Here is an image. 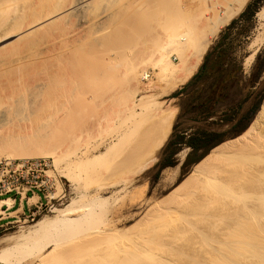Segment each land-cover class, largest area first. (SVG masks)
<instances>
[{
  "label": "rangeland",
  "instance_id": "1",
  "mask_svg": "<svg viewBox=\"0 0 264 264\" xmlns=\"http://www.w3.org/2000/svg\"><path fill=\"white\" fill-rule=\"evenodd\" d=\"M94 1H96V0H94ZM103 1H105L106 4ZM103 1L99 0L98 2H94V4L97 3V4H95V6L96 5L97 6L96 7L94 6V11L96 9L97 12H100V14H97L96 11L94 13V16L97 17L98 20L96 18H94V21L97 20L96 22H94V29L91 30V32L89 34L82 32L81 33L82 37H79L76 34V31L78 30V27H79L76 19L75 18H69V19H66L64 21L58 22V23L52 25L51 27L49 26L50 28H48L46 30L43 29L44 32H43V30H40L38 33L32 34L27 38L24 37L25 39H19V41L17 40L18 36L15 34L9 36L8 39L3 38L4 42L0 40V48L2 47V49H0V54H1L0 58L1 59L8 60L9 58H11V55L15 56V53L25 51L29 47H30L29 49H31V47H32L33 50L39 54H41L43 52V54L41 56H39L36 60H26L23 62L22 65L13 66L11 68H4V69L0 70V98L4 97L3 101L6 100L7 103L10 102L9 104L12 105V109H10L11 111L9 110L10 114H7V116H5L4 118L2 116L0 117V146L2 144L5 146V144L3 142H7V139L9 140L8 135L9 136L12 135V136H10V138H12L11 140H15V141L18 138H19L18 141H20L21 140L20 138H22L21 135L25 136V135H27V134L29 135L31 133H33L34 137L36 138L37 134L34 132L41 128L42 130L40 129V130L36 131L38 133L40 131H42V133L40 132V135L42 134L41 136L47 135L46 138L48 136H49L48 138H51L52 135H48V134L53 133V136H55V137L53 138V136H52V138H51L52 141L57 139V140H55V142L48 140V143L50 141L52 144L53 143H54V145L56 144L55 146L60 144L59 147L61 149L65 148V150L64 149L59 150V148H57V150H56V152L59 151L57 153L59 155L56 154L59 157V164L58 165H56L54 163V158H52V157H49V156H43V157L42 156H37V157L35 156L34 157V156H32L33 158H49V159H51V161L53 163V168H54L53 173L56 176V180H57V190L54 192V194H55V196L64 195L63 199L58 200V201L55 200L54 201L55 205L52 208H47V209H44L43 211H40V212L34 211L35 215H33L32 217H24L19 221V223L11 225V226L7 227L6 229L0 230V252H2L8 246V244L5 243L6 239L19 234L21 231L25 230L27 227L34 225L35 222L40 220V219H43L45 217L55 216V213L53 212L54 209H63V208H66L67 206H71V205L74 206L75 203H76L75 206L77 205L76 208L85 207V206H87L89 208L94 207V199H95L94 195H95V193L98 194V192H99V194L102 195L101 196L102 199L106 202H109L106 206L109 210L107 212L106 217L102 221H100V223H97V222L94 223L93 222V228L92 229H91L92 225L91 226L89 225L90 226L89 232H91V231L94 232V230L98 229V228L99 229H105V228L109 227V228L117 229L121 233L124 232V235L127 234V235H125V239H127L131 243L132 238H133V240H134V238H135V240H137L136 237L139 238L140 236L142 238V235H139V234H142V231H143L144 240L142 239L143 241L141 240V242H139L138 240L137 241H138V243H140L139 244L140 246H141V244H143V242L145 243L144 246L145 245H147V246L144 247L142 245L141 247L140 246L139 247L141 249L144 247L143 250H145L146 253H149V255L152 254L153 257H155L157 255V257H155V258L157 260L160 258L162 261V262H159V264L160 263L165 264L166 262H168V264H193L192 261L194 262V264H196L195 263L196 261H197V263L201 262L200 264H203V263L207 264L208 263L207 259L210 256V255H208L209 252L211 254H213L212 250L214 251V249L211 247L212 245H210V247H209L210 249L206 246V245L209 246V244H206L207 238L214 233L215 234L210 236V237H213V236L217 237L219 235H220V237H222V236H224V234L227 233V231L224 230V226H226L225 225L226 221L224 222V224H223V222H221V226L223 225L222 226L223 229H222V227L219 226L220 225V222L218 220V219H220L219 217H221V214H222L221 218L224 220V216H223L224 214L226 215V214L232 212V209L235 210L236 208H241L242 206L245 205V203L243 202V204H241L242 203L241 201L238 202L239 200L237 201L236 199H240V198H237V196L236 197L233 196V198H235L234 200L236 201L235 204L233 202H231L230 199L233 200V198L231 196H230L231 197L230 199H229V197L227 198V200L229 201V204L227 203L228 205H225V202H220V203H224V204H220V205H218L219 204L218 202H215L213 204V206H215V204L217 203L215 207H213V208L208 207V209H207V212H209V214L212 213L211 217L208 214V217H209L208 218L207 216H205L207 214V212H205L206 213L205 215L203 214L204 213L203 211H205V210H203L204 207L202 208V211H201V208H198V209L195 208V207H199V206L201 207L203 205L205 206L207 204L206 202L205 203H202V202L199 203L200 200L198 198L206 195V193H208V194L210 193L209 190H205L208 185L207 186L204 185V187L206 186V188L204 189V187H203L202 188L203 191H201L199 193L198 192L196 193L195 190L191 191L192 189L195 188L194 187L195 182L189 183L188 186L186 185L187 187H183L181 189L180 188L178 189V184L192 172L193 167L197 164L196 163V164L191 165V166L185 165L186 158H187L189 152L191 151V149L187 146L181 147L178 154L175 157V165L163 169L161 171L160 176L158 177V172L160 169V161H161L162 155L164 154V150L167 147V145L171 139V135L174 132L175 125H177V129H176L175 134H180L184 128H190V132H195L198 129H210V130L222 133L226 137L225 141H228L230 139L237 137V136H233V134H235V132L239 129V127L242 126L241 124H243V125L247 124V128L250 126V124L252 123L253 119L255 118L257 112L259 111V109H260V107L264 101V27L260 26L259 21H258V17L256 14L254 19H252V20H249V21L241 20V21H239L238 24L234 27V29H232L229 32V35L226 38V46L230 47L232 56L235 59L242 62L243 68H244V73H243V76H242L240 82L238 83V85L235 86L231 90L229 100L227 102L223 103L222 105H220L216 109V116L215 117H213L209 121H205V120H202L201 117L195 118V116L189 112H185L184 114H182L180 116L182 103L185 102L187 104L192 98H194L195 100H199L200 98L207 96V93H205L206 92L205 88L200 87V86L198 87L197 84L192 85L190 88H188L185 91H181L178 96H175L174 94L177 91H180L185 84L180 85L176 90H174L170 94L161 97L160 100L171 101L173 105H176L178 107V114H177L173 129L171 131V134L169 136V139L167 140L165 146L161 150V153L158 157V160L153 164V166L150 169L134 176L129 182H127L125 184H121V183H116V182L120 181L121 178H123L122 175H125L124 173H125L126 169H125V166H123L125 164L122 163L123 165H121V162L119 163L120 165L116 164V162L101 164L102 162H99V163L94 165V156L97 154H100L101 152H103L105 150H107V148L113 142V139L117 138L119 133H121L123 128L128 123L127 113L124 111V108L121 107L123 105L122 104L123 100L120 99L121 94L120 95L117 94L116 98L114 97V98H112V100L109 99L108 97L113 94L112 92H114V91L121 92V90H124V88L126 87V85H125L126 81H125V83H123L124 82L123 79L126 77V73H124L125 72L124 69L126 68V72L128 71L127 67L130 68V66H131L130 63L134 62V61H132V60H134V58H132V57H134V55H137L135 60L136 59L140 60V61L142 60L141 62H144V64L147 65L145 67V70H146L147 74L149 75L148 78L143 80L142 85L140 86L139 93H138L139 96L143 97V96H148V95L155 94V93L159 92V90L164 86V82L162 81L161 70L159 69V67H156L157 65H155V63L158 62L157 56L148 57V55L150 54V51H149V53H147L148 52L147 47L158 46L157 44H155V42L150 43V41L152 40L151 37L155 38L156 33H158V32H159L158 34L160 35L161 29H162V33H163V31L169 30V29H167L166 25H168V28H171L173 26V23L175 24L176 21L179 22L180 27L182 26L181 24H184L181 27L182 29L177 27L178 22L175 24V25H177L175 27H177L178 29H181V30H187L188 27L190 29V26L193 24L194 21H195V23H194L195 26L197 24L196 22H199L198 24H201L200 22L203 20V18L205 19L204 15L207 13V11L209 12V10H210L209 7L212 8V10L214 9L213 3H215L216 0H213V1L210 0L212 3H210L209 0H206L207 2L205 0H180L184 5L183 7L180 6L182 9H180V8L177 9V7H178L177 4H175V5L172 4V6H171L170 4L174 3L173 0H170V1L161 0L163 2V4L161 3L160 0H146V1L139 0V1H142L141 2L142 4L140 2H138V0H134L133 3H132V0H103ZM125 1H127V2H125ZM158 1H160V3L163 6H165V8H169L170 6H171V8H173L174 6L175 7L172 10L168 9V11H167V9H165V11H164L165 13H164V12H162V10H164V7L162 5H161L162 7H160V4ZM165 1H166V3H168V5H170L169 7H167L166 4H164ZM251 1L252 0H249L247 5ZM128 2L131 4H129ZM175 2H176V0H175ZM204 2H206V3H204ZM102 3H103V5H102L103 7L101 6ZM135 3H137L138 5ZM150 4L153 6H151ZM211 4H212V6H211ZM23 5L21 2V5H20V7L22 6L21 10L18 7L19 8L18 11L21 12L23 9L22 14L26 18V19L24 18L25 22H26L27 20H29L30 18L33 17V16L31 17L32 10L38 6V3H37V0H33V1L30 0L28 3H26L25 6H23ZM122 5L125 6L126 8H130V6L132 5L133 8L131 7V9H129L130 11L128 12V11H125L128 9H125V7H123ZM128 5H130V6H128ZM157 5H159V6H157ZM106 6H107V8H106ZM206 6H208V7H206ZM246 6H245V8H246ZM263 6H264V1L260 4L258 11ZM27 7H28V9H27ZM111 7L113 10L111 9ZM146 7H148V9ZM1 8L3 9V6L0 5V11L2 12ZM101 8H102V10H101ZM104 8H106V10H108V11H104ZM157 8H159L160 10L162 8L163 9L161 11H159V9H157ZM245 8H244V10H245ZM24 9H25V11H24ZM99 9L101 11H99ZM120 9H121V11H123L122 13L120 12ZM179 9L181 11L183 10V12H185L186 14L188 13L186 15V17H188V15H190V14L193 16V19H192V17L190 19L188 18L189 20L186 18L188 21L194 20L193 22L190 21V25H189L188 21H187V23L185 22L186 24L182 21V19L184 17L182 19H180L179 15H177L178 18L181 20V22L179 21L177 16H176V18L174 17L173 14L176 15V12L179 11ZM212 10H210V12H215V10L217 11V8L215 7V10H213V11ZM18 11L17 12H16V10L9 11V13L3 12L4 13V15H3L4 19H5V14L7 13L6 14L7 19L5 20V23H4V19L1 20L2 18H0V21H2L4 23V25L0 28L1 29L0 33L2 32L1 34H3V32L5 31L4 28H6L7 25L10 24V22H13L12 20L17 15L19 16L21 14V13L18 14ZM102 11H103V13H102ZM142 11H143L144 15H143ZM200 11H201V13H198ZM106 12H108V14ZM3 13L0 14L1 17H2ZM117 13H118V15H117ZM102 14L105 15V17H106L105 19H104V16H102L103 18L98 16V15H102ZM114 14H116V15L114 16ZM169 14H170V18H171V16H173L175 19H178V20H175V22L171 21L172 18H171V20H169V18L166 16V15L169 16ZM180 14H184V13H180ZM200 14H201V16H200ZM239 15H237L235 18H237ZM156 16L158 19L156 20V24H153V23H155ZM99 17L101 18V20ZM149 18L151 19V21ZM152 18H154V19H152ZM102 20H104V21H102ZM20 21L23 22L24 20H20ZM98 21H100V22H98ZM187 24H188V27H187ZM202 24H203V21H202ZM185 25H186V27H184ZM193 25H192V27L195 28V26H193ZM228 25H226L220 31V33L216 36L217 38L216 37L214 38L212 44H214L220 38V36L225 33V30H226ZM158 26L161 27V29ZM164 26H165V28H164ZM152 27H154V28L152 29ZM183 28H185V29H183ZM174 29L176 30V28H174ZM150 30H151V34L153 33L152 31H154L155 34L151 35L149 32ZM80 31H81V29H80ZM5 33H6V31H5ZM136 33L139 37L136 36ZM158 34H157V36H159ZM140 37H142V38L140 39ZM76 39L78 41H76ZM68 40H71L70 43H73V44L76 43L74 46H94L93 52H91V49L88 51L85 48L88 52V54L86 55V58L87 57L88 58L86 61H82L83 64H87L88 62H90L94 58V100L92 99L93 102L91 101L92 102L91 104H90V101H87V102H89V104L87 102H84V99L82 97V95L84 93L83 92L81 94L80 98H78L79 97V95H78V97H77L78 100L76 99L74 101V104H72V103L69 104V102L67 103L66 101H64L65 103L63 105L59 101L60 102L59 105L61 107L65 108V110L67 111V114H70V116H68L67 114L64 115L65 117L62 119V121H60V123L58 122L56 124L57 121H55L54 123L52 121H50L51 120V118H50L51 113L50 112L53 110L52 109L53 103L50 102L51 103V105H50L48 103V101H46V100H48V98H47L48 96L46 94L47 91L44 92L43 89L39 90V89L33 87V85L35 84V83L33 84V82H34V78L36 80V78L38 79L39 77L40 78L46 77L45 73H47L46 72L47 69L44 70L45 69L46 56L44 55V52L46 51L47 46H64L63 44L66 43ZM143 40H144V43H141V42H143ZM11 42H12V44H11ZM8 43H10V44H8ZM5 44H6V47H5ZM3 45H4V48H3ZM12 46H13V48H12ZM41 46H43V48H41ZM134 46H137L138 48L134 47ZM135 48H137V49H135ZM146 48H147V50H146ZM129 49H134V51H136V52L138 51L139 53H140V51H144V52H143V54H142V52H141V54H139V53H136L133 51L135 53V54H133L132 50H129ZM138 49H140V51ZM13 50L15 53L13 52ZM125 50H126V52H125ZM169 51H170L169 54L173 53V52H171V50H169ZM124 52L127 53V57H126V54L124 55ZM128 52H129V55H128ZM5 54H6V56H5ZM138 54L143 55V56L145 55L148 58H146L145 56H144V58H143V56L142 57L140 56L141 57V59H140ZM253 54H255V55L251 59V56ZM93 55H94V57H93ZM8 56H10V57H8ZM257 56L259 57V61L257 62V66H256L255 70L252 71V67L255 63ZM125 57L128 59H132V60L131 61L127 60ZM6 58H8V59H6ZM13 58H15V57H13ZM156 58H157V60H156ZM169 58L171 60L173 59L172 61L175 63L178 62V59H177V57H175L174 54H171V56H169ZM1 59H0V61H4ZM137 60L135 62L141 63L140 61H137ZM135 62H134V64H135ZM126 63H128L130 66ZM141 66L142 67L144 66L143 63H141ZM123 73H124L125 77H123ZM17 75H19L20 77L22 75L20 80L24 81L23 82L24 84L22 83L21 85H25V87L28 85L29 87L27 86L28 88L24 89V90H27L28 93L24 91V92H22V94H24V95L19 94L18 96H16V97L20 96L19 98L21 99V97H22V99L19 100V98H17V102H15V101H11L12 99L7 100L6 95L8 94L9 91L2 90V86L4 84H6V82L8 81L9 78L19 77ZM26 78H28L29 80L28 79L26 80ZM125 80H126V78H125ZM26 83H27V85H26ZM4 87H5V85H4ZM33 88H35V89H33ZM29 90L30 91L32 90L31 93ZM3 91L7 92V93H3ZM39 91H41V92H39ZM26 93L28 94V96H25ZM110 93H112V94H110ZM114 93H116V92H114ZM38 94L40 96H38ZM89 94L91 96L92 93H89ZM45 98H47V99H45ZM106 100H108V102ZM18 101H20V102H18ZM0 102H2V101H0ZM12 102L14 103V105ZM15 103H18V104L15 105ZM20 103L22 105H20ZM48 107H50L49 110H48ZM10 108H11V106H10ZM81 108H82V110H81ZM93 108H94V110H93ZM78 111H80V112H78ZM48 112L50 113V115ZM78 113H80L82 116L84 114L85 115H84V117H81V119H80V114H78ZM92 113H93V116H92ZM86 114L89 117L94 119V127L91 126V127L87 128L86 120L89 117L87 116L88 118H86ZM8 115H9V117H8ZM48 116H49V118H48ZM75 118H77V119H75ZM226 120H229V121L232 120V122L228 123V124H224V121H226ZM79 121H81V123H79ZM82 123H84V124H82ZM71 132L73 135L71 134ZM33 134H31L32 138H34ZM28 135H27L26 139L29 138ZM60 137H62V138H60ZM3 138L6 141L3 140ZM13 138H16V139H13ZM23 138H25V137H23ZM42 138L44 139V137H42ZM46 138H45V140H46ZM71 139H73V140H71ZM45 140H43V141H45ZM37 141L39 142L40 140L39 139L36 140V143H37ZM65 145L67 148L65 147ZM30 146H33V147L30 148ZM34 146H35V144L33 145L32 143H30L28 145V147L32 150H35ZM174 146H173V148H174ZM8 148H3V146L0 147V151H1L0 157L1 158H3V157L7 158L9 154H12V156L16 155V157L15 156L14 157L18 158V159H19V155L22 156L21 154H19L20 151L19 152L16 150L14 151V147H11L9 149ZM30 149H29V151H30ZM65 151H66V153H65ZM24 152H28V151L25 150ZM31 152L35 153L34 151H31ZM181 152H185V157L183 159H181V157H180ZM16 153H18L19 155ZM119 153H121V149H116L113 152V154L115 156H117ZM169 153H170V151H167L166 154H169ZM9 156H11V155H9ZM28 158H30V157H28ZM20 159H22V158L20 157ZM81 162H82V164H81ZM79 164H81V165H79ZM83 168L85 169V172H84ZM71 169H73V170H71ZM66 173L69 175L68 178L64 177V175ZM198 176H196V177H198ZM248 176L250 177V175H248ZM248 176L246 178H249ZM244 177H242V178L240 177V179L238 178L239 180L238 179L233 180L232 183H234V185H232V187L236 186L235 181H237V182L239 181L238 182L239 184L242 181L243 182L245 181V183L247 184V182L245 180L246 178H244ZM242 179H244V180H242ZM196 180H197V178H196ZM240 180H241V182H240ZM101 182L104 183L106 186L111 184V183L112 184L114 183V185L109 186L107 188L100 189L98 185ZM243 182L240 184V187L242 186L247 191L253 189L252 186L248 187V189H247L246 185ZM239 184L236 186V188L234 187V189L231 187L233 192H235L234 190H236L238 193L242 192L243 188H239ZM242 184H244V186ZM210 186H212V185H210ZM240 189H241V191H238ZM245 189H244V191H245ZM210 190H212L211 187H210ZM189 191H191L192 193H195V196H194V194H192L193 200H192V198H190V200L193 203H191L190 200H188L187 203L183 202L184 204L181 202H177V203L174 202V200L179 199V197L183 196V194H185ZM214 191H211V192L214 193L213 195L215 196V198H217V199H218V197L220 198V196L215 195L216 193ZM233 192H232V195H233ZM194 198H195L196 202L194 201ZM197 200H199V201L197 202ZM251 200L249 199V201H248V199H247L246 205L251 206V205L255 204L256 205L255 208L261 214L263 213V215H264V212H263L264 211V206H263L264 202H261L259 200L260 202H258L259 203L258 204L255 200H253L254 203L250 202ZM230 202H231V206H230ZM261 203H263V205H261ZM156 204H157V206H156ZM177 204H178V206L176 207ZM179 204H182V207H179V206H181ZM199 204H201V205H199ZM232 204H233V206H232ZM197 205H199V206H197ZM223 205H225V206H223ZM255 205H253V206H255ZM192 206H195V207H192ZM227 206H230L231 208L228 209ZM234 206H237V207H234ZM168 207H169V209H168ZM225 207H227V208L225 209ZM160 208H162L163 210L165 209V211L167 209H168V211L170 209H172V211H170L171 213H168V211H167L168 215L166 214L164 216V218L170 217L171 219L170 218L169 219L163 218V220H165L166 222L169 221L171 223L168 222V224H167V223H165V221L161 220L162 222L158 221L159 224L156 222L154 224V226L153 225L150 226L149 223H150V220H152L151 216H153L154 210H155L154 215H156L158 212L163 211ZM173 208L175 210V213L173 211ZM210 208H211V210H210ZM196 209H197V212H196ZM212 209H214V210H212ZM158 210H160V211H158ZM198 211L199 212L201 211V212L199 213ZM210 211H213L215 215H213V212H210ZM216 211H217V214H216ZM220 212H221V214H220ZM235 212L236 211H234V213ZM199 215L203 216L204 218L202 219V217H200ZM230 215L233 216L234 214H230ZM230 215H227L229 217V219H230ZM215 216L216 217L218 216L217 219L214 218ZM184 217H185V219H184ZM199 217L203 221L205 219L204 224H202L203 221L201 223V220H199ZM206 217H207V219H206ZM252 217H254L256 219L255 220L254 218H252L254 221L253 222L251 220L252 224L255 223V225H256L257 223H259V221H262L261 224L264 225V223H263L264 219L259 220L261 218L257 217V218H259L257 221V218L255 217V215H253ZM148 218H150V220H148ZM177 218H178V220H177ZM210 218H211V220H210ZM213 218L215 220H213ZM229 219L225 218V220H229ZM196 220L198 222V226H200V224H201L199 229H198V226L196 228L193 225V224L197 225ZM147 221H148V223H147ZM190 221H191V223H190ZM206 221H207V223H206ZM227 223L230 224V221H227ZM172 224H173V226H172ZM186 224H188V225H186ZM189 224H191L192 226L191 225L189 226ZM208 224H209V226H208ZM214 224H215V226H214ZM259 225L260 224H258L256 226H259ZM148 226L151 229L153 228L154 231H153V229L152 230L149 229ZM186 226L187 227L189 226L188 228H191V230H189ZM211 226L212 227L214 226V228H212ZM253 226H254V224H253ZM260 226L257 228H260ZM183 227H185V228L183 229ZM192 227H193V229H192ZM209 227L211 230L209 229ZM158 228H159V230H158ZM195 228L198 231H196ZM202 228H203V230L201 232L200 229H202ZM215 229H216V231H215ZM172 230H173V232H172ZM185 230H187V232ZM220 230H222V231H220ZM199 231H200V233H199ZM260 231L262 232V228H260ZM179 232H182V233H179ZM218 232H219V234H217ZM262 233H263L262 235L264 236V231ZM154 234H156V236L158 234V236L156 237ZM180 234H182V235H180ZM199 234H201L202 237ZM138 235H139V237H138ZM178 235H180L181 237ZM164 236H165V238H164ZM174 237H176L175 239H178L180 237L179 240H177L178 244L176 243V240L174 239ZM146 238L148 241L149 240H151V241L145 242ZM181 238H184V240H181ZM202 238L203 239L205 238L204 240L206 242L203 241ZM157 240H158V242H157ZM189 240H190V242H189ZM200 240H202V241L200 242ZM101 242H102V240H101ZM162 242H163V245H161ZM196 243H198V244L196 245ZM199 243H201V244L204 243L202 245L203 247H201V245ZM132 244H134V241ZM97 245L100 247L99 248L96 246L97 248H99V250L102 249L103 244L101 245V243L100 244L98 243ZM108 245H110V243H106V246H108ZM152 245H153V247H152ZM199 246H200V248H199ZM94 247H95V245H94ZM155 247H157V248H155ZM159 247L162 249H160ZM97 248L94 250H98ZM153 248L155 249V253H154ZM149 250H150V252H147ZM162 251H164V252L162 253ZM193 251H194V253H193ZM94 252H96V251H94ZM205 252H207L206 253L207 256H206ZM184 255H186V256H184ZM177 257H178V259H177ZM160 259H159V261H160ZM180 259H181V261H179ZM174 262H177V263H174ZM0 264H2V263L0 262ZM156 264H157V262H156Z\"/></svg>",
  "mask_w": 264,
  "mask_h": 264
},
{
  "label": "bare ground",
  "instance_id": "2",
  "mask_svg": "<svg viewBox=\"0 0 264 264\" xmlns=\"http://www.w3.org/2000/svg\"><path fill=\"white\" fill-rule=\"evenodd\" d=\"M29 1L30 0H0V5L3 6V9L1 8L2 12L0 11V14L3 12L9 13V11H14V10H16V12H17L19 10V8L21 10V7H22V6L20 7L21 2H22V5L25 3L23 5V6H25L26 3H28ZM31 1H33V0H31ZM98 1L97 0L96 1H94V0H37L38 6L32 10L31 17L32 16L33 17L30 18L29 20H27L28 22L26 21L27 22L26 23L25 22L26 18L22 14L23 9L21 12L18 11V14L19 13H21V14L19 16L17 15L18 17L16 16L17 18L15 17L14 18L15 20L13 19L12 20L13 22H10V24H8L6 28H4L6 33L4 30H3L4 31L3 34H1L2 32L0 33L1 34L0 40L3 41V38L8 39L9 36L15 34L18 36L17 40L19 41V39H25L32 34L38 33L40 30H43V29L46 30V29L50 28L52 25H54L58 22L64 21L66 19H69V18H75L76 19L78 26H79L78 30L76 29L77 30L76 34L79 37H82V35H81L82 32L89 34L91 32V30L94 29V22H96L98 20L97 17L94 16V13L96 11V9L94 11V6H95V4H97V3L94 4V2H98ZM101 1H103V0H101ZM133 1L134 0H132V3H133ZM142 1L138 0V2H140V3ZM144 1H146V0H144ZM160 1H158V2L160 4V7H162L163 2L161 1V3H162L161 4ZM166 1H170V0H166ZM166 1L164 2V4H166L167 7H169L170 5L172 6V4H174V5L177 4V6H178L177 9L178 8L182 9L181 7L184 6L180 0H176V2H175V0H173L174 3H171V4L169 3L170 5H168V3H166ZM103 2L105 3V1H103ZM125 2H127V1H125ZM206 2H204V3H206ZM248 2H249V0H218V1L216 0L215 3H213V8H214L213 10H215V7H216L217 11L215 10V12H210V10H212V8L209 7L210 13L207 11V13L204 15L205 19L203 18V20H202L203 24H202V21L200 22L201 24H198L199 22H196L197 24L195 26V24H194L195 21L193 20L194 21L193 22L192 20H190L193 22L194 25L193 24L192 25L195 26L196 29L193 28L192 25L190 26V29H189L188 24H187V27H188L187 30H181L182 29L181 27L184 24L180 23L182 25L180 27L179 22L178 21L175 22V20H178L179 18L182 19L183 17H184L183 18L184 20L182 19V21L184 23L185 22L187 23V21L191 17L193 19V16L191 14L188 15V17H186V15L188 13L186 14L185 12H183V10L181 11L179 9L180 12L175 11L176 15L173 14L175 18L177 15H179V18L177 16L178 19H175L173 16H171V18H172V20H171L170 14H169V16L166 15L169 18V20L175 22V24L178 22V26L173 23V26L171 28H168V25H166L167 29H169V30L163 31V33H162L161 27L158 26L161 29L160 30L161 34L159 35L158 34L159 32L156 33V36L154 35L155 38L151 37L152 40L150 41V43L155 42V44H157L158 46H150V47L146 46L148 48V50L146 48V50L148 51L147 53H149V51H150V54L148 55V57L157 56L158 62L156 61L157 63H155V65H157L156 67H159V69L161 70V77H162V81L164 82V86L159 90V92H157L155 94H151V95L143 96V97L139 96L138 93H139V89H140V86L142 85L143 80L149 77V75L147 74V72L145 70V67L147 65L144 64V62H141L142 60L140 61V60L136 59L137 61H140L141 63H143V65H144L143 67L141 66V63L135 62L136 61L135 58L137 57V55H134V57H132V58H134V60L126 58L127 53H125L126 52V50H125V52H124V55L126 54L125 58L127 60L134 61L135 64H134V62H131L130 63L131 66H130L128 63H126L130 66V68L127 67L128 68L127 72H126V68L124 69V71H125L124 73H126V77L123 73V77L126 78V80H125V78L123 79V81H124L123 83H125V81H126V83H125L126 87L124 88V90H121V92L114 91L116 93L112 92L113 94L110 93L112 95L109 94L110 96L108 95L109 97L108 96L107 97L112 100V98H114V97L116 98L117 94H119V95L121 94L120 99L123 100V103H122L123 105L121 107H123L124 111L127 113L128 123L123 128L121 133H119L117 138L113 139V142L110 144V146L107 148V150H105V151L101 152L100 154H97L94 156V165L99 163V162H102L101 164L114 163V162H116V164H118V165H120L119 164L120 162H121V165L125 164V165H123V166H125V169H126V171L124 173L125 175H122L123 178H121L120 181L116 182V183H121V184H125V183L129 182L134 176L150 169L153 166V164L158 160V157L161 153V150L163 149L167 140L169 139V136L171 134V131L173 129V126H174V123H175V120H176V117L178 114V107L176 105H173L171 101L160 100L161 97L170 94L171 92L176 90L180 85L186 84L194 76V74H196V72L199 69L200 65L202 64L204 56H205L206 52L208 51L210 45L212 44L214 38L220 33V31L226 25H228L237 15H239L244 10V8ZM137 3H135V4H137ZM210 3H212V2L210 1ZM129 4H131V3H129ZM102 5H103V3L101 4V6ZM128 6H130V5H128ZM151 6H153V5H151ZM157 6H159V5H157ZM171 6L169 8H165V6H163L164 10H162L163 9L162 8L161 9L162 12H164L165 9H167V11H168V9H171V10L174 9L175 6L173 8H171ZM211 6H212V4H211ZM123 7H125V6H123ZM131 7L133 8L132 5L130 6V8L125 7V9H128L125 11L129 12L130 11L129 9H131ZM206 7H208V6H206ZM106 8H107V6H106ZM106 8H104V11H108V10H106ZM146 8L148 9V7H146ZM27 9H28V7H27ZM111 9H112V7H111ZM157 9H159V8H157ZM101 10H102V8H101ZM101 10L99 9V11H101ZM161 10L159 9V11H161ZM24 11H25V9H24ZM120 12L122 13L123 11H121V9H120ZM102 13H103V11H102ZM106 13L108 14V12H106ZM142 13H143V11H142ZM180 13H184V14H180ZM198 13H201V11ZM6 14H5V19L3 16L4 13L2 14V17L0 15V18H2L1 20L4 19V23H5V20L7 19ZM97 14H100V12H97ZM115 15L116 14H114V16ZM117 15H118V13H117ZM143 15H144V13H143ZM98 16H100L101 18H103L102 16H104V19L106 18L105 15H103V14L98 15ZM157 16L155 19V23H153V24H156V20L158 19ZM200 16H201V14H200ZM257 17H258V21H259L260 26L264 27V6L262 8H260V10L257 12ZM94 18H96L97 20L94 21ZM101 18H100V20H101ZM186 18L187 19L189 18V19L187 20ZM152 19H154V18H152ZM180 19H179V21L181 22ZM20 20H24V21L22 22ZM102 21H104V20H102ZM150 21H151V19H150ZM190 21H188L189 25H190ZM98 22H100V21H98ZM4 23L2 21H0V28L4 25ZM175 26H177L181 29H178ZM184 27H186V25ZM153 28L154 27H152V29ZM164 28H165V26H164ZM172 28L173 29L176 28V30L175 29L173 30ZM80 29H81V31H80ZM183 29H185V28H183ZM151 30L149 31L150 34H151ZM43 32H44V30H43ZM152 32H153L152 34H155L154 31H152ZM157 34L159 36H157ZM136 36H138L137 33H136ZM141 38L142 37H140V39ZM70 41L71 40H68L66 43H64L63 44L64 46H47L46 51L44 52V55L46 56L45 69H44V70L47 69V71H46L47 73H45L46 77L45 78L39 77L38 79L36 78V80L34 78V82H33V84L35 83L33 85V87H35L39 90L43 89L44 92L47 91L46 94L48 96L47 97L48 100H46V101H48V103L50 105H51L50 102H52L54 105V106L52 105L53 110L51 109L52 110L50 112L51 115L48 112L50 115V118H51V120L50 119L49 120L52 121L53 123L55 121H57L56 124L58 122L60 123V121H62V119L65 117L64 115L67 114V111L65 110V108H63L59 105L60 102L63 105L65 103L64 101H66L67 103L69 102V104L70 103L74 104V101L76 99L78 100V98H80V96L83 92L84 93H83L82 97L84 99V102L90 101V104H91L93 102L92 99L94 100V58L90 62H88L87 64H83V62H82V61H86L88 58V57L86 58V55L88 54L87 50L89 51L91 49V52H93L94 46H74L76 43L73 44V43H70ZM76 41H78V40L76 39ZM141 43H144V40ZM8 44H10V43H8ZM11 44H12V42H11ZM5 47H6V44H5ZM134 47H137V46H134ZM3 48H4V45H3ZM12 48H13V46H12ZM29 48L26 50L24 49L25 51H21L22 53L21 52L15 53L13 50V52L15 53V56L11 55V58H9V59L6 58L8 60L0 58L1 60H4V61H0V70H2L4 68H11L13 66L22 65L23 62L26 60H36L39 56H41L43 54V52L41 54L35 52L32 47H31V49H29ZM41 48H43V46H41ZM137 48H135V49H137ZM0 49H2V47ZM168 49L171 50V52H173L171 54H174L175 57H177V59H178L177 63L173 62L172 61L173 59L171 60L169 58V56H171V54H169L170 51ZM129 50H132V52L134 51V49H129ZM138 50L140 51V49H138ZM134 52H136V51H134ZM134 52H133V54H135ZM141 52L143 54L144 51H140V53L137 51L136 53L141 54ZM128 55H129V52H128ZM254 55L255 54H253L251 56V59L254 57ZM5 56H6V54H5ZM140 56L142 57L143 55H139V57ZM144 56H143V58H144ZM8 57H10V56H8ZM13 57H15V58H13ZM93 57H94V55H93ZM141 57H140V59H141ZM145 57L148 58L147 56H145ZM157 58H156V60H157ZM17 76H19V75H17ZM21 77H22V75H21ZM21 77L19 76L16 78H13V77L9 78L8 81L6 82V84H4L5 87H4V85L2 86V90L9 91L8 94L6 95L7 100L12 99L11 101L17 102V98H19L20 96L19 97H16V96H18L19 94H22V92H24V91L28 93V91L24 90V89H27L29 86L27 85V83H26V85L28 87L27 86L25 87V85H21L24 82V81L20 80ZM28 78H26V80ZM35 88H33V89H35ZM4 91H3V93H7ZM31 91H30V93H31ZM39 92H41V91H39ZM89 93H92L91 96ZM26 94H25V96H28V94L27 95ZM22 95H24V94H22ZM78 95H79V97H78ZM38 96H40V95L38 94ZM3 98L2 97L0 98V101H2V102H0V117L2 116L4 118L5 116H7V114H10V111H11L10 109H12V105L9 104L10 102L7 103L6 100L3 101ZM47 98H45V99H47ZM21 99H22V97H21ZM21 99L19 98V100H21ZM106 101L108 102V100H106ZM18 102H20V101H18ZM87 103L89 104V102H87ZM16 104H18V103H15V105ZM13 105H14V103H13ZM20 105H22V104L20 103ZM10 106H11V108H10ZM50 107H48V110ZM81 110H82V108H81ZM93 110H94V108H93ZM78 112H80V111H78ZM93 113H92V116H93ZM78 114H80V113H78ZM87 114H86V118L89 117L88 116L89 114L88 115ZM67 115L70 116V114H67ZM84 115L82 116L80 114V119H81V117H84ZM8 117H9V115H8ZM48 118H49V116H48ZM77 118H75V119H77ZM86 122H87V128L91 127V126L94 127V119L93 118L89 117L86 120ZM79 123H81V121H79ZM82 124H84V123H82ZM40 129H38V130H40ZM38 130H36V131H38ZM36 131L34 133L37 134V135L35 134L37 136L36 137L37 139L34 137V134L31 133V134H33L34 138L31 137V134H29V135L27 134L29 136V138H27V139H26L27 135H25V136L21 135L22 138H20L21 139L20 141H18L19 136L17 137L18 139L15 141V140H11L12 138H10V136H12V135L9 136L7 134L9 140L7 139V142H3L6 147L2 143H1L2 145L0 147H2V146H3V148H8L9 146H10L9 148L14 147V151L15 150L18 152L20 151L19 154L22 155V156H20L18 153H16L19 155V159H20V157L22 159H28V157L31 158L32 156H34V157L35 156L36 157L37 156H42V157L43 156H49V157L54 158V163L56 165H58L59 164V157L57 155H59V154H57V153L59 151L56 152V150H57V148H59V150L61 149L59 147L60 144L57 145L58 146L57 147V146H55L56 144L54 145V143L52 144L50 141L48 143V140L52 141L51 138L53 136V133L48 134V135H52V136H51V138H48L49 137L48 136L47 137L48 139H47L46 138L47 135L46 136H41L42 134L40 135V132L42 133V131H40L39 133ZM71 134H72V132H71ZM23 137H25V138H23ZM40 137L41 138L44 137V139L43 138L41 139ZM54 137L55 136H53V138ZM45 138H46V140H45ZM60 138H62V137H60ZM13 139H16V138H13ZM35 139L36 140L39 139L40 141L39 142L37 141V143H36ZM73 139H71V140H73ZM3 140H5V139L3 138ZM43 140H45V141H43ZM55 140H57V139H55ZM55 140L52 142H55ZM30 143H32L33 145L35 144V146H34L35 150L30 149L33 146H30V148L28 147V145ZM65 147H66V145H65ZM28 148L30 149V151ZM62 149L65 150V148H62ZM116 149H121V153H119L117 156H115L113 154V152ZM25 150L28 152H24ZM31 151H34L35 153H33ZM65 153H66V151H65ZM9 155H11V156H9ZM9 155H8V157L6 156L7 158L3 157L4 159L0 157V160H17L18 159V158H15L16 155H14L15 157L12 156V154H9ZM180 157H181V159H183L185 157V152H181ZM82 162H81V164H82ZM81 164H79V165H81ZM73 169H71V170H73ZM84 172H85V169H84ZM248 175H250V177ZM196 176H198V177H196ZM247 176L250 179L246 178ZM64 177L68 178L69 175L66 173L64 175ZM240 177L246 178L245 180H246L248 185L245 183V181L244 182L242 181V182L246 185L247 189H248V187L252 186L254 190L252 189V190L247 191L242 186L240 187V184L242 183L240 180L241 183L239 184L238 183L239 181L238 182L235 181V183H236L235 185L237 186L239 184V188H243L242 192L238 193L236 190H234L236 193L233 192L231 187H232V185H234V183H232V182H233V180H237L238 178L240 179ZM196 178H197V180H196ZM242 180H244V179H242ZM189 183H194L195 188L193 187L194 189H192L191 191L195 190L196 193L203 191L202 188L204 187V185H206V186L208 185L207 186L208 189L206 188V186L204 187V189L206 188L205 190H209L212 195L210 193L209 194L206 193V195L198 198L200 201L197 200V202L199 201V203L200 202H202V203L206 202L207 203L205 205L206 207L204 205L200 207L199 205H201L202 203L197 205L199 207L192 206V207H195L197 209L201 208V211H202V208L204 207L203 210H205V211H203L204 213L202 212L204 215L206 214L205 212H207L208 207L213 208L216 206L217 203L215 204V206H213V204L215 202H218L219 203L218 205L224 204V203H220V202H225V205H228L229 204V201L227 200L228 197L230 199L231 197L233 198V196L234 197L237 196V198H240V199H236L237 201L239 200L238 202L241 201L242 202L241 204H243V202L245 203V205L242 206L241 208H236L235 210L232 209V212H230L231 211L230 210L229 211L230 213H228L226 215L224 214L223 215L224 220L221 218L222 214L220 212L221 217H219L220 219H218L220 222L219 226H221V222H223V224H224V222L226 221L225 222L226 226H224V230L227 231V233L224 234V236H222L223 238L220 237V235L219 236L216 235L218 238L215 236L210 237V236L214 235L215 233L212 235L209 234L210 236L208 237L204 233L208 237V238L206 237L207 238L206 244H209V246L206 244L205 245L208 248L210 247V245H212L211 247L214 249V251L212 250L213 254H211L210 252L208 254L210 256L207 259V261H208L207 264H264V236L262 235L263 234L262 232L264 231V228H263L264 225L261 224L262 221H259V223L256 224V225L260 224L262 226L261 227L259 225L260 228H262V232H261L260 228H257L259 226H256L255 223H253L254 226L252 224V221H253L252 218H254V217H252L253 215H255L256 218L257 217L261 218V219L257 218V221H258V219L259 220L264 219V215H263V213L261 214L255 208L256 207L255 204H253L255 206L246 205L247 199H248V201H249V199L250 200L252 199L250 202H253V200H255L257 203L260 201L264 202V101H263L259 111L257 112L255 118L253 119L252 123L250 124V126L243 133L238 135L237 137L230 139L228 141H225V142L217 145L216 147H214L200 162H198L193 167L192 172L178 184V189L179 188L181 189L183 187H187L189 185ZM244 184H242V185L244 186ZM113 185H114V183L113 184L111 183V184L106 186L104 183L101 182L98 186L100 189H103V188H107V187L113 186ZM210 185H212V186H210ZM209 186L211 187L212 190H210ZM236 186H234V187L236 188ZM234 187H232V188L234 189ZM244 189H245V191H244ZM191 191L183 194V196L179 197V199H177V200H174V202L175 203H177V202H181V203L186 202L187 203L188 200H190V198L193 197L192 194H194V196H195V193H192ZM211 191H214L216 193L215 195L220 196L221 199L219 197H218V199L215 198V196L213 195L214 193ZM238 191H241V189ZM232 192H233V195H232ZM94 196H95L94 207H92V208H89L87 206L76 208L77 205L75 206V204H76L75 203L74 204L75 207L71 205V206H67L66 208H63V209H54L53 212L55 213V216L45 217L43 219H40V220L36 221L34 225L27 227L25 230L21 231L19 234L6 239L5 243L8 244V246L2 252H0V262L2 264H156V262H157V264H159V262H162L160 258H159L160 261H159V259L157 260L155 258V257H157V255L156 256L154 255L155 257H153L152 254L149 255V253H146L145 250H143V248L147 246V245L144 246V244H145L144 242H143V244H141V246L143 245L144 247L142 249L140 248L141 246L139 245L140 243H138V241L141 242L142 239L144 240L143 231H142V234H139V235H142V238H141V236L139 237V235H138L139 238L136 237V239L138 241L135 240V238H134V240L132 238L131 243L127 239H125V235H127V234L124 235V232L121 233L117 229H113V228H109V227L105 228V229H99L98 228V229H95L94 232L93 231L89 232L90 231L89 227L91 225H92L91 229L93 228V222L94 223H96V222L100 223V221H102L106 217L107 212L109 210L106 207L109 202L104 201L101 197L102 195L99 194V192H98V194L95 193ZM234 199L235 198H233V200L232 199H230V200H231V202H233L235 204L236 201ZM192 200H193V198H192ZM194 201H195V198H194ZM7 202L10 203V200ZM231 202H230V206H231ZM3 203L4 202L0 201V205ZM191 203H193V202L191 201ZM179 205H181L179 207H182V204H179ZM225 205H223V206H225ZM261 205H263V203H261ZM156 206H157V204H156ZM177 206H178V204L176 205V207ZM230 206H227L228 209L231 208ZM232 206H233V204H232ZM227 207H225V209ZM234 207H237V206H234ZM211 208H210V210H211ZM160 209L163 210L162 208H160ZM168 209H169V207H168ZM168 209L166 211H165V209L163 211L158 210L160 212H158L156 215H154L155 214V210H154V212H153L154 214H153V216H151L152 220H150V218H148V220H150V223H149L150 226H152V225L154 226V224L156 222L158 223V221H160V222L165 221V220H163L164 216L166 214L168 215V213H171L170 211H172V209H170L169 211H168ZM197 209H196V212H197ZM212 210H214V209H212ZM167 211H168V213H167ZM173 211L175 213L174 208H173ZM234 211H236V212L238 211V212L234 213ZM210 212H213V211H210ZM208 214H209V212H207V214L205 216L208 217ZM211 214H209L210 217H211ZM216 214H217V211H216ZM230 214H234V215L232 216ZM213 215H215L214 212H213ZM227 215H230V219ZM199 216L202 217V219L204 218L201 215H199ZM200 217H199V220H201ZM207 217H206V219H207ZM217 217L215 216L214 218L217 219ZM166 218H168V217H165L164 219H166ZM214 218H213V220H215ZM225 218L229 219V220H225ZM184 219H185V217H184ZM177 220H178V218H177ZM210 220H211V218H210ZM202 221L203 220H201V223H202ZM204 221H205V219H204ZM204 221L202 224L205 223ZM227 221H230V224L227 223ZM168 222L169 221H167V222L165 221V223H167V224H168ZM196 222H197V220H196ZM147 223H148V221H147ZM169 223H171V222H169ZM190 223H191V221H190ZM206 223H207V221H206ZM263 223H264V221H263ZM173 224H172V226H173ZM186 225H188V224H186ZM190 225L191 224H189V226ZM193 225H194V227L197 228L198 222H197V225H195V224H193ZM200 226H201V224H200ZM200 226H198V229ZM208 226H209V224H208ZM214 226H215V224H214ZM214 226L213 227L211 226V227L214 228ZM159 228H158V230H159ZM184 228L185 227H183V229ZM196 228H195V230H196ZM149 229H151V228L149 227ZM188 229L191 230V228H188ZM192 229H193V227H192ZM209 229H210V227H209ZM222 229H223V227H222ZM202 230H203V228L200 229L201 232H202ZM153 231H154V229H153ZM185 231L187 232V230H185ZM196 231H198V230H196ZM200 231H199V233H200ZM215 231H216V229H215ZM220 231H222V230H220ZM172 232H173V230H172ZM182 232H179V233H182ZM201 234H199V235L201 236ZM217 234H219V232ZM154 235L156 236V234H154ZM180 235H182V234H180ZM180 235H178V236H180ZM157 236H158V234H157ZM164 238H165V236H164ZM175 238L176 237H174V239ZM179 238L175 239L177 244H178L177 240H179ZM204 239L202 238L203 241H205ZM101 240H102V242H101ZM181 240H184V238H181ZM202 240H200V242ZM133 241H134V244H132ZM147 241L148 240L146 238L145 242H147ZM149 241H151V240H149ZM97 242L99 244L101 243V245L103 244L102 249L99 250L100 247L97 245L98 244ZM157 242H158V240H157ZM189 242H190V240H189ZM106 243H110V245L106 246ZM197 244L198 243H196V245ZM199 244L201 245V247H203L202 245L204 243H202V244L199 243ZM94 245H95V247H94ZM161 245H163V242ZM96 246L99 248H97ZM152 247H153V245H152ZM96 248L98 250H94ZM155 248H157V247H155ZM199 248H200V246H199ZM160 249H162V248H160ZM153 250L155 253L154 248H153ZM94 251H96V252H94ZM164 251H162V253ZM147 252H150V250ZM193 253H194V251H193ZM206 253L207 252H205V254ZM184 256H186V255H184ZM206 256H207V254H206ZM177 259H178V257H177ZM179 261H181V259ZM174 263H177V262H174ZM192 263L194 264L193 261H192ZM195 263L200 264L201 262L197 263V261H196ZM160 264H162V263H160ZM165 264H168V262H166Z\"/></svg>",
  "mask_w": 264,
  "mask_h": 264
},
{
  "label": "trees",
  "instance_id": "3",
  "mask_svg": "<svg viewBox=\"0 0 264 264\" xmlns=\"http://www.w3.org/2000/svg\"><path fill=\"white\" fill-rule=\"evenodd\" d=\"M263 1L252 0L245 10L231 21L225 33L209 47L196 74L180 91L174 94L178 96L181 91L187 90L194 84L205 88V93H207V96L199 100L192 98L187 104L182 103L180 116L189 112L195 118L201 117L202 120L209 121L216 116V109L229 100L231 90L238 85L243 76L244 68L242 62L232 56L230 47L226 46V38L239 21L254 19ZM258 61L259 57L257 56L252 71L255 70ZM231 122L232 120H226L224 124ZM241 125L233 136H238L247 129V124ZM176 129L177 125H175L171 139L162 155L158 177L163 169L175 165V157L181 147L187 146L191 149L185 161L186 166H191L200 162L214 147L226 139L222 133L210 129H198L195 132H190V128H184L180 134H175ZM167 151L170 153L166 154Z\"/></svg>",
  "mask_w": 264,
  "mask_h": 264
},
{
  "label": "built area",
  "instance_id": "4",
  "mask_svg": "<svg viewBox=\"0 0 264 264\" xmlns=\"http://www.w3.org/2000/svg\"><path fill=\"white\" fill-rule=\"evenodd\" d=\"M49 158H28L17 160H0V199L22 200L28 195L40 196L43 202L34 205L40 212L52 208L54 201L63 199L64 195L55 196L57 180ZM35 215V212L30 216Z\"/></svg>",
  "mask_w": 264,
  "mask_h": 264
},
{
  "label": "crops",
  "instance_id": "5",
  "mask_svg": "<svg viewBox=\"0 0 264 264\" xmlns=\"http://www.w3.org/2000/svg\"><path fill=\"white\" fill-rule=\"evenodd\" d=\"M1 202H4L0 205V230L6 229L7 227L19 223V221L24 217H30L34 211V205L36 203L43 202L42 197L28 195L27 198L22 200L10 199L8 198L0 199Z\"/></svg>",
  "mask_w": 264,
  "mask_h": 264
}]
</instances>
